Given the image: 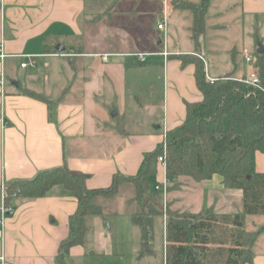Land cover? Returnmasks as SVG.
I'll return each mask as SVG.
<instances>
[{
	"label": "crops",
	"instance_id": "0c3cea01",
	"mask_svg": "<svg viewBox=\"0 0 264 264\" xmlns=\"http://www.w3.org/2000/svg\"><path fill=\"white\" fill-rule=\"evenodd\" d=\"M116 1L0 0V44L6 55L0 69L8 77L0 88V185L59 166L83 174L88 189L109 187L115 175H135L166 131L182 122L184 102L201 98L193 66L181 67L179 55L201 57L209 79H242L258 72L255 54L258 42L264 47V0H210L199 47L190 37L192 12L173 3L200 0H138L137 10L148 12L153 21L144 34L135 32L122 45L104 38L95 48L88 39L91 17H109ZM159 21L165 22L161 30ZM162 51L168 55H151L143 62L127 56ZM244 52L254 61L246 63ZM22 62L26 67H20ZM255 164L264 172L262 153L256 152ZM164 173L159 165L155 182ZM128 184L122 182L111 197L117 199L113 210L98 202L105 215L90 219L86 240L92 254L73 246L67 264H165L164 217L154 216L152 241L141 252L138 227L130 221L138 203L120 196ZM178 191L181 205L171 204L178 211L242 210L241 190L224 187L217 174L201 182L181 179ZM10 205L14 213L5 218L0 237L5 264H56L75 199L56 187L40 198H15ZM263 224L264 215L246 216L248 231ZM156 230L161 237L157 252ZM251 251L249 264H264V232Z\"/></svg>",
	"mask_w": 264,
	"mask_h": 264
},
{
	"label": "trees",
	"instance_id": "16d2710c",
	"mask_svg": "<svg viewBox=\"0 0 264 264\" xmlns=\"http://www.w3.org/2000/svg\"><path fill=\"white\" fill-rule=\"evenodd\" d=\"M209 2L173 3L176 8L192 12L189 30L196 47L205 31ZM176 58L181 67L193 66L194 83L201 98L184 102L182 122L166 131L163 140L144 156L135 175H115L109 187L88 189L83 174L59 166L40 171L31 179L5 185L6 205L15 198L43 197L56 187L75 199V210L68 218V234L58 245L56 264H67L69 250L76 245L92 254L86 240L87 219L103 216L95 200L115 196L122 182L133 185L131 200L138 203V208L130 213V221L138 227L140 245L150 246L153 218L162 215L163 209L161 193L154 189L163 144L168 196L179 189L181 179L201 182L214 174L222 178L224 187L242 192V210L237 214L178 211L171 208L170 195L164 223L165 264L251 263V245L264 232V224L255 231L245 229L247 215H264V172H258L255 164L256 152L264 155V54H255L260 88L230 76L210 80L201 57L196 55ZM6 79L8 82L7 76ZM36 96L47 101L41 95Z\"/></svg>",
	"mask_w": 264,
	"mask_h": 264
},
{
	"label": "rangeland",
	"instance_id": "374dc122",
	"mask_svg": "<svg viewBox=\"0 0 264 264\" xmlns=\"http://www.w3.org/2000/svg\"><path fill=\"white\" fill-rule=\"evenodd\" d=\"M116 3H118V5L113 7L114 8L113 11H109V15H108L109 17H107V15H105L104 13H100V14L98 13L97 15L91 17V21H90L91 35L89 36L88 39L90 40L91 45L95 48L97 46L98 47L101 46L100 41L104 38L105 39L107 38L108 41H111V43L114 45L116 44L122 45L125 43L127 37L128 38L132 36L135 37V32H137L139 35L144 34L145 29L147 27H150L153 22L151 20V15L148 12H143L141 11L140 8L139 10H137L138 8L136 7V5L138 6V4L141 3V1L117 0ZM132 4H134V7H132ZM117 9H121L120 10L121 12L117 13ZM108 24L112 26L107 27ZM188 181H193V180L188 179ZM127 187L128 188L126 189L125 188L122 189V194L120 196L123 199L130 197L131 200L134 196V188L133 185H131L130 183L128 184ZM178 192H179L178 190H173L170 193L171 197H173L172 202L174 207L176 206L179 207L181 205ZM168 194H166V207L162 209L161 212L163 217H165V212H167L168 209V199H170V195L168 196ZM98 202H100L103 205H107L108 206L107 210H113L111 207H113L114 204L116 205L117 199L99 197L98 199H96V203L100 205ZM103 215H105L104 212ZM159 216H160L159 218L161 219V214H159ZM91 218L92 217L88 218V225L90 227L92 226L90 222ZM156 231H155L156 241H154V245H153V250L155 252L158 251L157 247H159L161 244V237H159L158 230Z\"/></svg>",
	"mask_w": 264,
	"mask_h": 264
},
{
	"label": "built area",
	"instance_id": "2783aa9c",
	"mask_svg": "<svg viewBox=\"0 0 264 264\" xmlns=\"http://www.w3.org/2000/svg\"><path fill=\"white\" fill-rule=\"evenodd\" d=\"M164 25H165L164 21H159L157 22L156 27L158 30H161L164 28ZM156 54H161L164 57L168 55L166 51H162L159 53L158 52L157 53L156 52L128 53L127 56L134 57L138 61L143 62L146 60L148 56L156 55ZM5 57L6 55L3 53L2 45L0 44V60L2 61ZM243 57L246 63H250L254 61V56L249 52H244ZM30 66H33V64L30 63ZM20 67H26V63L25 62L20 63ZM210 80H213V79H210ZM241 80L250 86L260 88L258 73L255 70L250 71L247 74V76ZM6 83H7L6 76H5L3 68H1L0 69V88L3 89ZM158 162L165 172V144H163V154L158 157ZM167 186H168V180L166 179L165 173H164L163 178L154 184V189L161 193L163 209L166 207ZM4 189H5V185L1 184L0 185V237L3 236L5 218L14 213V207L12 205H6L4 202V198H5ZM164 221H165V217H164ZM0 264H5V258H4L3 253L0 254Z\"/></svg>",
	"mask_w": 264,
	"mask_h": 264
},
{
	"label": "water",
	"instance_id": "95a60500",
	"mask_svg": "<svg viewBox=\"0 0 264 264\" xmlns=\"http://www.w3.org/2000/svg\"><path fill=\"white\" fill-rule=\"evenodd\" d=\"M263 52H264V47L262 46V44L260 42H258L257 49H256V53L257 54H262ZM10 83L12 85H15V86H18L19 85L18 81H15V80H10ZM146 250H148V247H142L141 252L142 251H146Z\"/></svg>",
	"mask_w": 264,
	"mask_h": 264
}]
</instances>
